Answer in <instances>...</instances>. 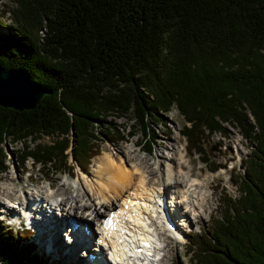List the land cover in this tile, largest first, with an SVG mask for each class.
Masks as SVG:
<instances>
[{"label":"trees","instance_id":"trees-1","mask_svg":"<svg viewBox=\"0 0 264 264\" xmlns=\"http://www.w3.org/2000/svg\"><path fill=\"white\" fill-rule=\"evenodd\" d=\"M11 1L9 22L0 15V66L23 70L47 94L31 110L0 106V175L11 144L22 145L21 167L30 158L73 176L101 143L137 129L151 154L157 112L177 110L197 155L229 124L251 148L235 175L239 196L226 194L205 238L191 235L188 264H264V0ZM43 138L50 143L35 144ZM28 240L0 227V264H42Z\"/></svg>","mask_w":264,"mask_h":264},{"label":"rangeland","instance_id":"rangeland-1","mask_svg":"<svg viewBox=\"0 0 264 264\" xmlns=\"http://www.w3.org/2000/svg\"><path fill=\"white\" fill-rule=\"evenodd\" d=\"M14 8L15 4L11 0L0 1V15L5 23L9 22V14L6 13L3 15V13L6 9L12 10ZM6 30L7 29L2 28L0 29V32H6ZM152 118L154 120H152L151 124H148L149 128L152 129L149 133L154 140L153 152L151 154H147L146 151L143 150L142 146L138 145V142L142 139V133L140 129H137L134 137L130 138L125 133L124 142L117 141L115 139V142L99 143L100 151H98V154L89 160V165L85 168L86 172L82 173L76 167L73 176L63 173L52 175L48 174L46 170L40 171L39 169H35L30 162V160H32L30 158L26 161L25 167H21L17 162V155L19 154L22 145L20 143L8 145L5 148L7 154L5 164L8 166V170L5 171L4 174L0 175V198H2L3 201L4 199L20 200L22 198L27 200L28 198H32L34 200V198H39L38 194H41L40 192L42 191L44 195L41 197H49V199L51 198L52 200H50V203L52 204L50 205L51 208H47V211L59 220L61 217L60 212L54 203L55 199L59 198L60 200H69V204L66 205V209L69 213H72V210L68 207L70 204L73 205L75 201L78 202L79 206L98 202L97 195L93 191L95 183L98 179L94 173V169L98 166L95 161L96 159L104 157L106 154L114 155L117 158H126L129 156L131 161H135V163H138L139 166H143L146 170V175L149 176L152 182L160 185L165 182L167 184L172 183L171 181L174 180V175L167 172L166 169L169 165H172L173 167L179 165L178 160L180 158V154L178 153L181 152L184 156V159L181 160L183 162L181 163L184 166L183 170L180 172L183 176V180L189 181L190 179L198 178L205 184L210 183L211 189L207 188L206 185H201L198 189L199 196L208 193V201L201 199L202 202L200 201L201 204L198 205V209L202 211H199L197 215L192 213L191 216L188 217V220L187 218L184 219V228L180 227V230L182 229L180 238H182L183 243L169 241L163 234V228L159 229L162 231L161 234L158 233L159 246L163 247L161 242L162 238L165 247L163 251L158 250V256H162L161 261L159 263H154L188 264L189 259L193 256V250L190 244V242H192L191 235L197 233L201 236H207L210 229L214 227L216 222L221 218V214L223 213V204L226 202V194H229L233 198H237L239 196L234 183L235 175L236 173H238V175L242 173V160L246 159V157L250 154L251 148L249 147V144L243 140L239 134H237L231 125L224 124V128L226 130L225 135L222 136L220 134H214L203 138L201 140L200 154L197 155L190 152L187 148V141L181 135L184 131L185 123L175 108L166 114L157 112L152 116ZM113 122L117 125H127V127L133 125L132 120L126 119H119L112 121V123ZM50 141L51 139L49 138H43L35 142V144H49ZM134 143H136V146H134ZM32 145L33 144H31V146ZM72 145L73 142H70V148L66 151L68 154L66 163L70 166L76 165L73 161V157L71 156ZM141 159H145L146 163L143 164ZM48 185H50L51 188L49 190L47 189ZM183 185H186V183H183ZM87 193H90L89 196H92L91 202ZM169 198L170 195L168 196V201ZM53 209H55L54 212ZM183 210L184 208L182 207L181 211L183 212ZM79 214V212L76 213L77 216H80ZM70 215L71 214L68 216ZM67 218L75 219V216ZM1 226L6 229H10L5 222H1L0 220V227ZM11 229L18 232L16 227ZM187 230H191V233L188 235L186 234V232H188ZM32 239L38 240L39 238L32 236L31 241ZM61 239L63 241V238ZM93 247L94 246L91 245L90 249H93ZM37 252H41V245L35 249L34 253L38 255ZM40 259L42 264H48L44 259L42 252ZM102 259L105 260V258ZM59 264L63 263L60 262Z\"/></svg>","mask_w":264,"mask_h":264},{"label":"bare ground","instance_id":"bare-ground-1","mask_svg":"<svg viewBox=\"0 0 264 264\" xmlns=\"http://www.w3.org/2000/svg\"><path fill=\"white\" fill-rule=\"evenodd\" d=\"M134 146H136V143H134ZM178 154H180V158L178 160L179 165L176 167L169 165L166 169L167 172L174 175V180L171 181L172 183L167 184L165 182L160 185L152 182L149 176L146 175L147 173H145L146 170L143 166H139L138 163H135V161H131L129 156L126 158H117L114 155L106 154L104 157L96 159L95 161L98 166L94 169V173L98 179L95 183L93 191L97 195L98 202L79 206L78 202L75 201L73 205L70 204L68 207L72 210V213H69L66 209V205L69 204V200L67 201V199H62L58 205L60 216L63 217L59 220L60 225L56 224V218L51 216L50 219L45 221L40 226L39 230L42 231L43 234L39 235L40 232H38L36 235L43 245H47L53 250L51 253L53 264H59L60 262L63 264H73L78 263V259H80L79 253L77 254V245L71 246L67 249L62 243H60L58 237V230L64 225L67 217L75 216L76 220L82 222V224L86 225L90 230L91 221L95 220L97 217H101L103 212L106 213V215L113 212L112 216L114 217L116 226L119 227V230L115 229L111 232L112 236H114L112 250L116 252L115 258L121 257V259H123V257H131L132 255L135 256L134 249L140 247V243L152 244L155 240V236L162 233L159 229L164 228L163 225L156 222V219L158 220L161 216L160 212H162V202L160 201L161 196L166 197L167 193H170V203L173 204V207L178 209V207L183 206L184 211L178 212L181 221H184L186 218L188 220V217H190L192 213L197 215L199 211H202L198 209V205L201 204V199L208 201L209 195L208 193H205L199 196L198 189L201 185H206L207 188L211 189L210 183L205 184L198 178L190 179L191 181H184L183 176L180 173L184 166L181 161L184 159V156L181 152ZM141 161L143 164L146 163L145 159H141ZM183 183H186V185H183ZM40 193L41 194H38L39 198H34V200L32 198H28V200L24 198L28 202L19 205L21 210L18 213V218H20L21 214H26L29 202L34 203L40 199V205L50 204L49 197H40L44 195L42 191ZM89 194L90 193H87V196L91 202L92 196H89ZM9 200L17 201L18 199H7V201ZM3 208L5 207L3 206ZM40 208L46 212V209L43 208L42 205ZM54 211L55 209H53V212ZM77 212L80 213V216L76 215ZM8 213L11 214V211H8ZM69 214L71 215L68 216ZM103 219L104 218L102 217L101 220L103 221ZM119 223L120 225H118ZM65 226L68 225L66 224ZM175 233L178 236L181 235L180 231H176ZM98 239L101 238H97V240ZM90 240L91 238L82 236V241H88L89 246ZM104 246L105 244L103 247ZM95 247L94 251H99V255H101V247H99V249L97 246ZM89 249L90 248L88 247L87 252ZM163 249L161 251H163ZM150 251L151 250H149V252ZM84 254L85 253H82V255ZM128 261L130 262V260ZM121 263H123V261ZM96 264L110 263L108 260L106 262L105 258V261L99 259Z\"/></svg>","mask_w":264,"mask_h":264},{"label":"water","instance_id":"water-1","mask_svg":"<svg viewBox=\"0 0 264 264\" xmlns=\"http://www.w3.org/2000/svg\"><path fill=\"white\" fill-rule=\"evenodd\" d=\"M46 94V91L33 84L23 70L6 71L0 66V106L15 110H31Z\"/></svg>","mask_w":264,"mask_h":264},{"label":"snow or ice","instance_id":"snow-or-ice-1","mask_svg":"<svg viewBox=\"0 0 264 264\" xmlns=\"http://www.w3.org/2000/svg\"><path fill=\"white\" fill-rule=\"evenodd\" d=\"M106 223H107V224H110V223H111V221H110V220H108V221H106ZM101 242H102V241H101Z\"/></svg>","mask_w":264,"mask_h":264}]
</instances>
